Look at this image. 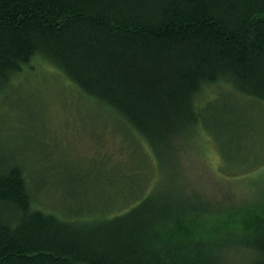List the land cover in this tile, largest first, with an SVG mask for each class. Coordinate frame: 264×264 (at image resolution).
<instances>
[{"label": "trees", "instance_id": "1", "mask_svg": "<svg viewBox=\"0 0 264 264\" xmlns=\"http://www.w3.org/2000/svg\"><path fill=\"white\" fill-rule=\"evenodd\" d=\"M36 58L142 139L165 185L111 215L60 216L0 150V264H264V192L226 215L175 189L170 164L180 140L204 136L222 174L263 167L264 0H0V95ZM211 92L256 115L227 120Z\"/></svg>", "mask_w": 264, "mask_h": 264}, {"label": "rangeland", "instance_id": "2", "mask_svg": "<svg viewBox=\"0 0 264 264\" xmlns=\"http://www.w3.org/2000/svg\"><path fill=\"white\" fill-rule=\"evenodd\" d=\"M10 85L0 95V150L26 168L42 209L60 216L79 211L111 215L150 187L165 185L166 172L158 169L143 140L133 141L123 133L118 120L46 60H33ZM212 94H205L204 102L216 101L217 113L224 112L227 120L256 115L236 103L235 95ZM261 112L255 119L264 132ZM175 153L170 163L179 176L172 184L175 189L200 191L208 205L226 215L260 203L264 165L249 175H238L241 167L236 166L237 174H222L217 148L204 136L180 140ZM134 186L141 188L133 190Z\"/></svg>", "mask_w": 264, "mask_h": 264}]
</instances>
